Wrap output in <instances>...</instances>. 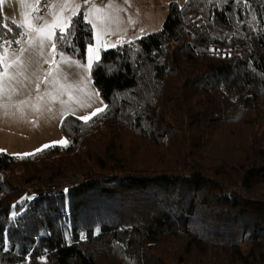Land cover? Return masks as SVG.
Wrapping results in <instances>:
<instances>
[{"label":"trees","instance_id":"16d2710c","mask_svg":"<svg viewBox=\"0 0 264 264\" xmlns=\"http://www.w3.org/2000/svg\"><path fill=\"white\" fill-rule=\"evenodd\" d=\"M250 1L172 2L161 30L102 52L106 108L67 116L66 146L0 154V264H264V0ZM5 18L0 4V37L18 39ZM73 23L58 47L83 57L92 27ZM73 172L87 178L46 188Z\"/></svg>","mask_w":264,"mask_h":264},{"label":"rangeland","instance_id":"374dc122","mask_svg":"<svg viewBox=\"0 0 264 264\" xmlns=\"http://www.w3.org/2000/svg\"><path fill=\"white\" fill-rule=\"evenodd\" d=\"M237 1L243 2L244 0ZM79 2L81 4L80 13H82L84 16V14L89 11V7L84 3V0H79ZM95 2L97 6L103 5L104 11L101 13H94L90 17L92 23H89L85 19V21L89 23L91 27L92 24L97 25V29L95 31L92 27L93 37L91 45L93 46V52L91 55L95 62L91 68L90 78L85 80L83 83H80L82 77L87 75V73H85L84 70L80 68L62 65V69L69 73L71 77L67 83L73 84V87L66 88L61 98L65 101H68L69 93H71L73 97L71 103H66L64 105H61L59 102L51 103V111H45L43 113L36 112L31 109H25L23 114H21L14 108L8 109L9 115H4L2 112H0V154H6L7 152L16 153L27 150V148L23 149L13 146L16 138L9 136L3 131L4 129L8 130L7 126L18 127L21 129V133L17 134L15 132L16 136L33 138V146L37 145L38 143L43 145L49 144V146L50 144L65 146L60 143H52V141L56 139H58V141L66 140L68 144L69 138L63 134L61 129L62 122L67 116L71 115L80 118L85 115H90V113L96 108H106L107 103L96 88L93 80V67L100 60L102 52L161 30L168 15L169 5L172 2L183 4L186 2V0H127V2H125V0H115V3L111 7L108 6L109 0H95ZM245 2L247 6L251 4L250 0H245ZM1 7L3 15L6 17L5 19L8 21H16V24H19L23 19L30 18L33 14H43L47 16V11L45 10L43 0L39 5L29 3L28 0H25V3H21V0H4V3L1 4ZM34 8H38V11L34 12ZM252 16L253 14L251 13V18L246 23L249 35H254L262 30V27L253 21L254 18H252ZM98 17H101L102 19H98ZM101 31H104L107 34L100 35ZM26 39L27 38H25V41ZM242 41H245V39ZM242 46L243 42H238L233 47L217 49V52L214 54L217 56H224L227 52H233L242 49ZM20 47H28V45L24 41H22L20 45H12L14 50L19 49ZM64 54L66 63L69 58L72 60H80L81 62H85L88 56L87 48L83 57H79L78 55H69L66 53ZM25 55H27V53H25ZM57 59H59V57H57ZM32 87V84L28 85L29 90H31ZM41 87L43 88L44 86L42 85ZM92 93L97 95L92 96L90 101L91 107H79V105L76 103V99L78 98L81 101L88 102V97ZM32 95L35 96V92H32ZM230 96L235 98L234 94H230ZM20 98L22 97H15L14 99ZM67 109H74V112L68 111ZM16 174H18L17 176H20L19 173ZM16 174L12 172L10 176L13 178L16 176ZM76 174L77 172L68 173L67 175L63 176L62 179H58L57 181L48 184L46 188H52L51 191H53L57 185H59L58 189L62 186H71L72 188L73 185L75 187L77 183L83 182L87 178L86 176H82L87 175L86 172L82 173L80 177L74 178L73 175ZM79 174L80 173H78V175ZM35 180L36 182H39V184L46 183L41 182L39 177H35ZM14 185L18 186L20 190L23 188V192L24 190L31 192L32 188H39L36 184L30 185L32 187H27V182H20L18 180ZM234 192L240 194L244 199H246L248 196L244 190L237 189ZM242 250L243 253L248 254L249 247L246 244H242Z\"/></svg>","mask_w":264,"mask_h":264},{"label":"snow or ice","instance_id":"6c2138e0","mask_svg":"<svg viewBox=\"0 0 264 264\" xmlns=\"http://www.w3.org/2000/svg\"><path fill=\"white\" fill-rule=\"evenodd\" d=\"M28 2L39 5L42 0H28ZM3 3L4 0H0V4ZM21 3H25V0H21ZM43 3L47 16L33 14L30 18L23 19L19 24L13 21V24L21 29L17 33L19 39L0 37V112L4 115H9V108H14L21 114L25 109L43 113L51 111V103L59 102L61 105L71 103L73 100L71 93H69L68 101L61 98L66 88L73 87V84L67 83L71 77L62 69V65L83 69L87 75L82 77L80 83L90 78L91 68L95 62L91 55L93 52L91 44L87 47L88 56L85 62L69 58L66 63L65 54L61 47H58L71 43L73 21L80 14L81 9L79 0H43ZM84 3L89 7L84 18L92 23L90 17L94 13L103 12L104 6H97L95 0H84ZM114 3L115 0H109L108 6L111 7ZM33 11H38V8H34ZM98 19L102 18L98 17ZM92 27L94 31L97 29L96 24H92ZM105 34L107 33L104 31L100 32V35ZM25 38H27L26 41ZM22 41L26 42L28 47H20L15 50L12 48L13 44L20 45ZM41 59H43V64L48 65L47 68L42 67ZM29 84L33 85L31 90L28 89ZM32 92H35V97ZM94 95L97 94L89 95L88 102L77 98L76 103L81 108H89ZM15 97L22 98L14 99ZM67 110L74 112V109ZM103 110L96 108L90 115L82 116L80 119L87 123ZM55 143L66 146L67 141L61 140ZM48 147L49 145L43 146V148ZM40 150L42 149L37 151ZM22 155H33V153Z\"/></svg>","mask_w":264,"mask_h":264},{"label":"crops","instance_id":"0c3cea01","mask_svg":"<svg viewBox=\"0 0 264 264\" xmlns=\"http://www.w3.org/2000/svg\"><path fill=\"white\" fill-rule=\"evenodd\" d=\"M41 65L43 68H46L47 65L46 64H43V60L41 59ZM35 97V96H33ZM7 129L8 130H3L6 134H8L9 136H12L13 138H16L15 142H14V147H17V148H23V149H26L27 150H24V151H21V152H16V153H13V152H7L6 154L7 155H12V156H23L22 154H25V153H36L38 152L37 150L38 149H46V148H43L44 145H49V144H41V143H38L37 145L33 146L34 144V141H33V138H30V137H24V136H16V133L19 134L21 133V129H19L18 127H8L7 126ZM16 132V133H15ZM64 134V133H63ZM65 135V134H64ZM55 142H58V139L52 141V143H55ZM33 146V147H32ZM50 146H55L53 144H50ZM49 146V147H50ZM41 151V150H40ZM15 152V151H14ZM13 153V154H12Z\"/></svg>","mask_w":264,"mask_h":264},{"label":"built area","instance_id":"2783aa9c","mask_svg":"<svg viewBox=\"0 0 264 264\" xmlns=\"http://www.w3.org/2000/svg\"><path fill=\"white\" fill-rule=\"evenodd\" d=\"M74 178H75V177H74ZM80 183H81V182H80ZM80 183H77V184L75 185V187H77ZM58 187H59V185H57V187H56L53 191H51L52 188H50L51 193L58 194L59 192H61L62 194H65V193H67V192L69 191V189L71 188V186H62V187H60L59 189H58ZM72 188H74V185H73ZM30 194H31V192L28 191V192H27V196L30 197ZM228 195H231V192H228Z\"/></svg>","mask_w":264,"mask_h":264}]
</instances>
